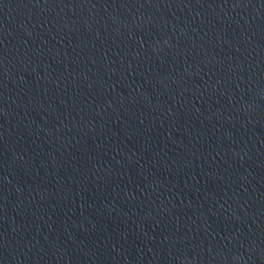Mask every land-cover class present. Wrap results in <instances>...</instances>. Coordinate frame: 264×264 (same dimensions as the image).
Returning a JSON list of instances; mask_svg holds the SVG:
<instances>
[{
	"label": "water",
	"instance_id": "95a60500",
	"mask_svg": "<svg viewBox=\"0 0 264 264\" xmlns=\"http://www.w3.org/2000/svg\"><path fill=\"white\" fill-rule=\"evenodd\" d=\"M0 264H264V0H0Z\"/></svg>",
	"mask_w": 264,
	"mask_h": 264
}]
</instances>
